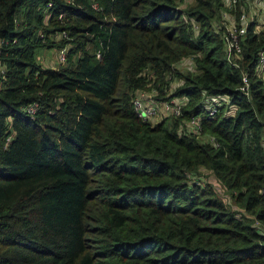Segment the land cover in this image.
Listing matches in <instances>:
<instances>
[{
	"label": "trees",
	"instance_id": "16d2710c",
	"mask_svg": "<svg viewBox=\"0 0 264 264\" xmlns=\"http://www.w3.org/2000/svg\"><path fill=\"white\" fill-rule=\"evenodd\" d=\"M185 1L0 0V264H264V30L232 69L222 0ZM39 49L64 64L43 68ZM138 92L186 101L154 125Z\"/></svg>",
	"mask_w": 264,
	"mask_h": 264
},
{
	"label": "built area",
	"instance_id": "2783aa9c",
	"mask_svg": "<svg viewBox=\"0 0 264 264\" xmlns=\"http://www.w3.org/2000/svg\"><path fill=\"white\" fill-rule=\"evenodd\" d=\"M239 3V0H222V9L217 19L213 22L214 32L219 36L223 46L225 62L227 66L235 70L240 68L242 61L241 39L244 38L249 27L254 25L256 32L262 31L261 28H258L259 11H255L251 5L247 8L244 7V4L239 6ZM262 8L264 9V7ZM194 29L198 30V27L194 26ZM59 61L61 64L65 61V53L63 50L59 52ZM255 74L264 82V50L258 53ZM249 86L248 76L243 74L241 85L237 89L238 92L248 95ZM139 94L143 93L138 92L132 102L134 110L139 118L150 123L156 121L160 116H179L181 107L184 101H186V99H174L170 102H158L155 101L153 96L145 100L142 95L141 97L138 96ZM205 100L209 103V107L204 110V114L193 117L188 123L189 131L193 134L201 132L200 122L202 118L213 119L219 111V108L228 104V96L208 98ZM27 112L33 116L35 113V105L29 107ZM228 113L230 116H233L235 108L230 109ZM259 195L264 197V186L259 190Z\"/></svg>",
	"mask_w": 264,
	"mask_h": 264
},
{
	"label": "rangeland",
	"instance_id": "374dc122",
	"mask_svg": "<svg viewBox=\"0 0 264 264\" xmlns=\"http://www.w3.org/2000/svg\"><path fill=\"white\" fill-rule=\"evenodd\" d=\"M192 4H193V0H187V1L179 4V9L183 10L187 6H190ZM262 7H263V5L261 6V4L259 6L253 5V8L255 11H258V9L263 10ZM262 18H264V13H263ZM258 28H261L263 31L264 25L262 26L260 24V22H258ZM56 52H57V50H55V49H53V50H48V49L37 50V52H36L37 63L40 64L43 68H57L59 64L61 65V63L59 61V58L57 57L59 55V51L57 54H56ZM190 67L193 68L192 62L185 60L183 63H180L179 65H177L176 68H177V70L181 71L182 73H185V72H191L192 69ZM178 84H179V82H177V81L172 84L171 88L169 89L168 95H170L173 92V90L177 87ZM140 93H143V94H139L138 96L141 97V95H142L145 100H147L151 96H153V97L155 96V94H151L148 92H140ZM184 103H185V101H184ZM164 118H166V117L160 116V118H158L156 121H153L151 124L155 125V124L161 122ZM199 139H201L203 142H209L211 144L213 141L212 139H208V138L204 139L200 136H199ZM209 175L210 174H208V173H206V175H204L205 178H203L204 180L202 181V184H207L206 182H209L210 185L212 184L213 188L216 190L217 187H216V183L214 181V178L210 177ZM219 191H220L221 195L224 197L223 199L225 200L226 197H228V195L222 189H220Z\"/></svg>",
	"mask_w": 264,
	"mask_h": 264
},
{
	"label": "crops",
	"instance_id": "0c3cea01",
	"mask_svg": "<svg viewBox=\"0 0 264 264\" xmlns=\"http://www.w3.org/2000/svg\"><path fill=\"white\" fill-rule=\"evenodd\" d=\"M240 3L244 4V7L247 8L248 6H253V5H257L259 6L261 4L262 6V2L261 0H242L240 1ZM263 9V8H262ZM264 10V9H263ZM263 10H259V17H258V21L260 22V24L263 26L264 25V18L263 17V13L264 11ZM262 30V29H261Z\"/></svg>",
	"mask_w": 264,
	"mask_h": 264
}]
</instances>
